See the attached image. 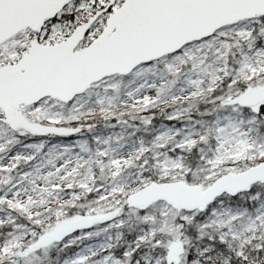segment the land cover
<instances>
[{
    "label": "snow or ice",
    "instance_id": "snow-or-ice-1",
    "mask_svg": "<svg viewBox=\"0 0 264 264\" xmlns=\"http://www.w3.org/2000/svg\"><path fill=\"white\" fill-rule=\"evenodd\" d=\"M0 264H264V0H0Z\"/></svg>",
    "mask_w": 264,
    "mask_h": 264
}]
</instances>
